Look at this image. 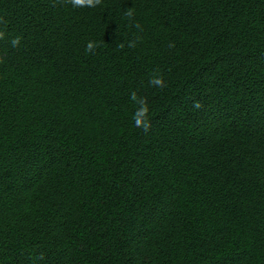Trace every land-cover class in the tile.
Masks as SVG:
<instances>
[{
    "label": "trees",
    "instance_id": "1",
    "mask_svg": "<svg viewBox=\"0 0 264 264\" xmlns=\"http://www.w3.org/2000/svg\"><path fill=\"white\" fill-rule=\"evenodd\" d=\"M0 31V264H264V0H0Z\"/></svg>",
    "mask_w": 264,
    "mask_h": 264
},
{
    "label": "clouds",
    "instance_id": "2",
    "mask_svg": "<svg viewBox=\"0 0 264 264\" xmlns=\"http://www.w3.org/2000/svg\"><path fill=\"white\" fill-rule=\"evenodd\" d=\"M67 3H70L74 8H96L100 5H102L103 0H66ZM134 11L133 9H129L127 12H125L126 17H133ZM139 27V25H136ZM5 37V33L3 31H0V39H3ZM21 43V38L16 37L10 41V44L13 48L19 46ZM125 45L121 43L119 45L120 48H123ZM129 47H135L136 43L135 41L129 42ZM99 47V44L96 41H89L87 42L85 46V53L90 54L95 51V49ZM2 62V60H0ZM149 84L153 87H165V81L162 75L158 73H154L152 75V78L149 80ZM130 99L134 102H136L139 107L137 108L136 112L133 114V121L137 127L143 128L144 130H147L151 125L149 122V107L146 97H138L136 92H132L130 95ZM193 107L196 109H199L202 107L199 101H194Z\"/></svg>",
    "mask_w": 264,
    "mask_h": 264
}]
</instances>
